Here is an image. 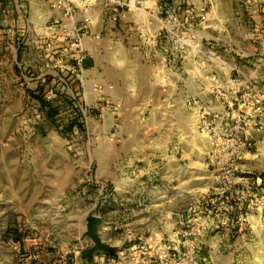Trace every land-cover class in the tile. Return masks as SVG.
<instances>
[{"label":"rangeland","instance_id":"obj_1","mask_svg":"<svg viewBox=\"0 0 264 264\" xmlns=\"http://www.w3.org/2000/svg\"><path fill=\"white\" fill-rule=\"evenodd\" d=\"M57 1L0 0V264H24L35 254L41 263L33 264L53 263L82 235L86 206L93 201L68 184L73 159L99 158L102 146L123 143L118 131L122 113L132 112L129 99L138 91V73L131 65L138 63L157 71L156 87L141 80L144 93L158 99L160 113L169 108L165 99H175L179 89L185 95L183 110L167 121L184 130L182 137H156L173 146L165 155L186 164L172 167L178 197L173 208L210 210L208 201L222 181L220 165L231 167L236 160L237 173H246L238 178L233 200L221 206L224 224L199 238L200 263L264 264V100L255 101L264 96V44L253 42L258 31L249 0H61L72 8L69 21L54 7ZM45 10L54 14L43 25L45 34L23 26ZM71 29L73 41H63ZM72 43L84 69L92 61L87 45L97 48L93 57L110 67L104 76L119 80L123 99L111 97L115 85L108 83L93 88L97 102H87L86 77L81 86L69 57L55 62L60 49ZM18 49L25 51L23 61L14 55ZM108 115L113 120L105 133ZM146 154L154 162L163 158ZM54 186L66 191L55 192ZM250 201L256 206L241 224L233 207ZM117 233L106 237L110 245L120 243ZM171 247L180 253L177 244Z\"/></svg>","mask_w":264,"mask_h":264},{"label":"crops","instance_id":"obj_2","mask_svg":"<svg viewBox=\"0 0 264 264\" xmlns=\"http://www.w3.org/2000/svg\"><path fill=\"white\" fill-rule=\"evenodd\" d=\"M248 3L250 4L248 5L250 18L256 27L255 30L258 31L254 34L253 42L260 46L264 44V0H249ZM33 8L37 7L33 6ZM53 16L54 14L50 10L40 11L36 19L27 20L23 26L30 29V26L33 25L40 29L39 33L45 34L43 25L50 21ZM13 22L12 19L11 23ZM87 47L92 56V61L87 62L84 69V77H86L84 78L86 79L84 81V93L87 102L90 104L97 102L99 96L93 88L108 83L115 85V91L112 92L111 97L117 100L123 99L121 94L118 93L121 84L119 80L116 84L114 81H110L106 75L104 76L105 71L110 67L105 64L104 66L98 65L97 60L93 57L98 51L97 48L94 49L92 44L87 45ZM24 54L25 51L22 49L14 52V55L18 56L21 61H23ZM131 66L138 73L136 76L138 91H135L133 97L131 96L129 99L132 103L131 115L127 116L122 113L123 123L118 134L123 138V143L111 147L102 146L100 152L105 154L100 155L99 158L92 159L89 156V159L85 161L73 159L72 176L68 181L70 186L78 189L76 192L78 195L81 193L87 201H93V204H90L91 206H86V215L89 213L100 215L103 220L100 226V233L105 236V238L103 236V239L110 244L112 241L106 240V237L118 232L115 238H118L120 243L116 246L111 245L112 248L117 247L119 250L117 252H124L133 245L151 243L165 238L172 228L173 221L179 216L186 215L185 210L173 208L178 197H174L172 187L173 165L182 168L186 164L182 159L174 161L173 156L165 155L169 151L172 152L173 146L158 143L156 138L161 135L182 137L184 130L170 126L167 121L169 119L173 120V114L177 109L183 110V96L185 95H182L179 89V94L176 93L177 97L175 99H173V95L165 99L164 103L169 108L164 113H160L156 106L158 99L144 93V89H142L143 80H141L148 79L149 86L156 87V84H159L157 83L159 82L157 81V71L147 64L139 65L138 63V65ZM99 70L102 73H99ZM263 83L264 79L262 80L261 77V84ZM178 87L179 85H176L175 92ZM112 120L111 115H108L105 120L107 126L104 129L105 133L110 130L108 125ZM180 142L183 143L182 139ZM149 152L161 153L163 158L154 162L147 158L146 153ZM52 167L54 173H57L56 169L60 168L57 162H54ZM79 175L83 176L78 177ZM52 183L56 184L55 182ZM59 189V187H53V191H58V193L66 191V187ZM95 192L97 195L94 199H91V195ZM179 198L183 200V196ZM128 229L134 231L135 241H131L126 235ZM157 231L162 232L159 234L160 238H157L158 235L155 234ZM147 232L151 234L149 238L145 239L143 235Z\"/></svg>","mask_w":264,"mask_h":264},{"label":"built area","instance_id":"obj_3","mask_svg":"<svg viewBox=\"0 0 264 264\" xmlns=\"http://www.w3.org/2000/svg\"><path fill=\"white\" fill-rule=\"evenodd\" d=\"M56 9L64 11V17L69 20L73 18L71 9L69 5L58 0L54 4ZM74 30V29H73ZM72 29L68 33H64L63 41L68 43L73 41ZM52 43L48 45V52H52ZM76 45L72 43L70 47L60 49V52L56 56L55 62L63 63L64 56L69 57L73 61V65L70 68L71 74L80 82L83 86L84 78V61L83 57L79 56V53L74 54V48ZM61 58V60H60ZM164 78H161L163 80ZM264 100V96H255V101ZM246 148V144L239 146L235 154L239 155V152ZM234 165L231 167L220 165L218 172H221L220 179L221 185H219L216 196L213 198L209 197L211 204V209L206 211L190 210L186 215L179 216L173 221L172 228L165 238L155 240L151 243H142L139 245H133L124 252H114L113 254L107 252H98L93 261L89 262L85 257L84 253L89 248L93 246V242L89 238H83L82 235L77 238L73 243L65 250H60V255L53 263L47 264H201L197 251L199 250V238L201 235L207 231H214L219 229L220 224H224L220 221V215H222L221 206L226 204V201L233 200V193L237 191L238 185L240 183L241 174L246 175V173L238 174L237 161L234 160ZM230 166V165H229ZM225 167L227 169H225ZM247 206L240 205L237 208L233 207V212L237 211L239 223L247 220L248 214L253 211L256 203L250 201ZM229 203V202H228ZM263 205V204H262ZM238 223V222H237ZM238 223V224H239ZM242 224V223H241ZM86 227V224H85ZM101 232V231H100ZM99 232V233H100ZM102 236V233H100ZM126 235L135 241V234L132 229L126 231ZM175 235V236H174ZM103 237V236H102ZM104 242H106L103 239ZM108 243V242H106ZM177 244L180 247V253H174L172 247ZM109 244V243H108ZM110 245V244H109ZM191 248L192 250H188ZM184 250V253H182ZM179 255V256H178ZM41 263L39 255L29 256L24 264H33L34 261Z\"/></svg>","mask_w":264,"mask_h":264},{"label":"water","instance_id":"obj_4","mask_svg":"<svg viewBox=\"0 0 264 264\" xmlns=\"http://www.w3.org/2000/svg\"><path fill=\"white\" fill-rule=\"evenodd\" d=\"M86 231L83 233V238H89L93 242V246L89 248L84 253V257L89 261L92 262L95 255L98 252H107L110 254L114 253V249L111 245L104 242L100 237V226L103 223L102 218L100 215H96L94 213H89L86 216Z\"/></svg>","mask_w":264,"mask_h":264},{"label":"bare ground","instance_id":"obj_5","mask_svg":"<svg viewBox=\"0 0 264 264\" xmlns=\"http://www.w3.org/2000/svg\"><path fill=\"white\" fill-rule=\"evenodd\" d=\"M100 237H101V234H100ZM101 239H102V237H101ZM103 240V239H102Z\"/></svg>","mask_w":264,"mask_h":264}]
</instances>
